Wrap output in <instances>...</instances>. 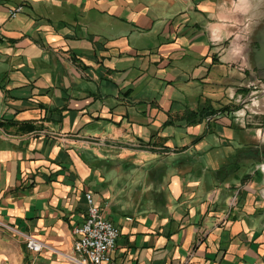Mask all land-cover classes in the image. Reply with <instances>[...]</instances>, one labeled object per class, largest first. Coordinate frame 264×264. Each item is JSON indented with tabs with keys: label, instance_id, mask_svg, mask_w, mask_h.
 <instances>
[{
	"label": "crops",
	"instance_id": "obj_1",
	"mask_svg": "<svg viewBox=\"0 0 264 264\" xmlns=\"http://www.w3.org/2000/svg\"><path fill=\"white\" fill-rule=\"evenodd\" d=\"M254 24L264 0H0V264H74L23 234L72 252L87 192L121 228L116 264H264V177L240 153L263 130L239 108L183 119L244 86ZM118 142L142 156L124 173L155 174L135 207Z\"/></svg>",
	"mask_w": 264,
	"mask_h": 264
},
{
	"label": "rangeland",
	"instance_id": "obj_2",
	"mask_svg": "<svg viewBox=\"0 0 264 264\" xmlns=\"http://www.w3.org/2000/svg\"><path fill=\"white\" fill-rule=\"evenodd\" d=\"M252 26V25H251ZM253 27V26H252ZM256 26L254 24V27L251 28L253 33L255 34V39L260 38V33L259 29L256 30ZM248 39H253L252 36ZM259 64L260 62H256ZM255 62L252 61H244L241 63V71L245 73L246 76V82L244 86L239 87V90H236V92L229 93V99L230 101L228 104L224 105L223 107L219 108H225V106L228 105L229 108L225 111H222L221 113H225L226 111H235L237 108L242 109V114H244V121H245V128L248 129L250 127H258L256 123L258 122V119L260 116L264 117V62L262 64L261 69L255 68L252 65L255 66ZM230 81H234L233 79H230ZM232 84V83H231ZM213 117V115L211 116ZM237 117V116H234ZM262 124H259L260 128L263 130L261 133L262 136L258 137V133L255 131H246V133H249L250 136H255L256 142L253 140L247 141L246 144H244L243 147H247L250 145H257V153H255V158H251V160L247 161L245 165L248 166H253L255 164L260 163L261 164V173L262 175L259 178V175L256 173H247L251 174L255 178H259L260 180L263 179L264 177V118L262 119ZM257 130V129H256ZM257 135V136H256ZM234 145H236L234 143ZM129 145L123 143V142H118V145H114V147L110 148L109 153L113 154V160L115 165H120L119 168L123 169V163H121V160H125L128 162H134L135 164H142V156H138L136 154L134 155H129V151L127 150L126 147ZM127 154V155H126ZM248 159V158H247ZM140 167V166H139ZM256 167V166H255ZM254 166L252 169H249V172H252L253 169L255 168ZM123 172V171H122ZM248 172V171H247ZM155 176L154 173L147 174L146 172H142L140 170L134 169L130 170L128 173L120 174L121 181H122V186L118 188L117 190H113L114 196L116 194L119 195L118 200L124 202L123 205L125 207L130 206V207H135L138 205V202L142 200V198L146 195V192H150V181ZM245 176V175H244ZM264 180V179H263ZM249 184V183H248ZM259 194L262 195L261 203L264 208V183L262 182L259 184L258 187ZM234 202H237V199H233ZM141 206V205H139ZM1 226V225H0Z\"/></svg>",
	"mask_w": 264,
	"mask_h": 264
},
{
	"label": "built area",
	"instance_id": "obj_3",
	"mask_svg": "<svg viewBox=\"0 0 264 264\" xmlns=\"http://www.w3.org/2000/svg\"><path fill=\"white\" fill-rule=\"evenodd\" d=\"M23 11L19 5L10 10L11 16ZM89 209L85 221L75 228L78 234L74 242L72 252H61L52 248L40 238L25 233L24 238L29 250L41 252L44 248H50L69 259L74 264H116L111 253L117 245V239L121 228L111 219L107 218L99 204L95 203L91 192H87ZM3 227H9L4 221H0Z\"/></svg>",
	"mask_w": 264,
	"mask_h": 264
},
{
	"label": "trees",
	"instance_id": "obj_4",
	"mask_svg": "<svg viewBox=\"0 0 264 264\" xmlns=\"http://www.w3.org/2000/svg\"><path fill=\"white\" fill-rule=\"evenodd\" d=\"M229 109L228 106H225V108H222V109H211V110H204V109H201V110H192V109H188L185 111L184 115H183V119L187 120V122L189 123H197V122H200L202 121L203 119L209 117V116H212V115H215L217 114L218 112H222V111H225ZM257 145H250V146H247L245 148H243V151L240 150V153L243 155V158H255V153H257ZM255 149V150H253ZM237 164V162H235ZM238 167H240L238 165ZM255 172H257V175H259V178L260 176L262 175L261 171L260 170H256ZM249 179H252V175L251 174H246L244 177H243V180L244 181H247ZM260 180V179H259Z\"/></svg>",
	"mask_w": 264,
	"mask_h": 264
},
{
	"label": "water",
	"instance_id": "obj_5",
	"mask_svg": "<svg viewBox=\"0 0 264 264\" xmlns=\"http://www.w3.org/2000/svg\"><path fill=\"white\" fill-rule=\"evenodd\" d=\"M260 43H261V45H260V47H259V49L258 48H256V54H255V60H251L252 62H260L259 64H255V66L254 65H252L253 67H255V68H259V69H261V68H263L262 67V64H263V62H264V30L262 31V33H261V35H260Z\"/></svg>",
	"mask_w": 264,
	"mask_h": 264
},
{
	"label": "flooded vegetation",
	"instance_id": "obj_6",
	"mask_svg": "<svg viewBox=\"0 0 264 264\" xmlns=\"http://www.w3.org/2000/svg\"><path fill=\"white\" fill-rule=\"evenodd\" d=\"M263 118H264V117L260 116L259 119H258V122H257V123H258V124H262V121H263L262 119H263Z\"/></svg>",
	"mask_w": 264,
	"mask_h": 264
}]
</instances>
